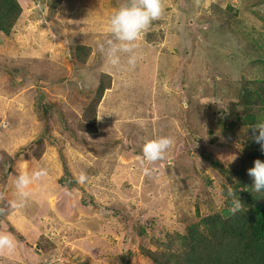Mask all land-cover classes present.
I'll return each instance as SVG.
<instances>
[{
  "label": "rangeland",
  "instance_id": "rangeland-1",
  "mask_svg": "<svg viewBox=\"0 0 264 264\" xmlns=\"http://www.w3.org/2000/svg\"><path fill=\"white\" fill-rule=\"evenodd\" d=\"M15 1L19 16L8 34L0 32V155L7 158L0 163V181H7L0 185V232L13 234L19 245L14 255L0 253V264H110L136 238L137 223L160 226L147 208L160 212L169 231L177 207L194 213L184 193L192 168L211 181L209 205L218 211L224 203L217 176L225 167H214L206 155L238 168L253 148L235 136L228 150L227 135L240 123L208 115V108L213 104L231 117L229 103L244 93V81L235 77H246L239 68L245 54L252 58L244 69L260 60L252 55H262L255 46L264 40V0H163V16L139 42L142 59L122 73L108 69L99 45L110 38L108 17L129 0ZM83 47L89 55L81 65L74 54ZM101 73L110 87L98 105L97 133L80 139L76 124ZM40 92L52 116L36 108ZM161 136L175 141L165 158L143 160L144 144ZM59 153L76 182L81 172L91 174L85 184L71 190L57 185ZM42 167L48 177L32 186L25 207L13 208L15 176ZM202 180L193 196L203 191ZM38 244L55 247L39 251Z\"/></svg>",
  "mask_w": 264,
  "mask_h": 264
},
{
  "label": "trees",
  "instance_id": "trees-1",
  "mask_svg": "<svg viewBox=\"0 0 264 264\" xmlns=\"http://www.w3.org/2000/svg\"><path fill=\"white\" fill-rule=\"evenodd\" d=\"M18 16L19 7L15 0H0V32L8 34ZM255 49L262 52V55L260 53L257 55L251 54L256 57V60L260 59L255 63L256 70H253L255 66L244 69L246 62L252 58L248 54L244 56L245 63L241 62L239 65L240 70L247 74L246 77L243 75H236L235 77V81L238 80V83L244 81L240 85L244 93L238 94L237 102L229 103V111L232 116H228L222 109L215 111L213 104H210L207 113L208 115H216L219 120L228 121L231 118L232 121L237 120L240 123L236 128V134L227 135L228 139L225 142L229 146L228 150L233 149L234 145L232 143L235 141V136L247 141L250 143V147L253 148L249 154L241 158L238 168L237 166L233 167L231 161L217 162L213 156L206 155V158L214 167L220 168L224 165L225 168L221 169L223 176L220 175L217 178L222 183V188L226 187L227 182L235 189L246 210L237 216H231L225 203H219L220 209L218 211L211 210L209 204L213 201L208 192V188L213 191L211 181L202 180L204 173H199L192 168L191 174L194 181L192 180L186 184L184 193L193 199L196 205L194 213H184L182 207H177L174 219L176 225L175 228L169 231L159 214L160 212L147 208V212L152 214L151 218L156 220L160 226L152 224L144 228L137 223L136 226H138H135L134 229L136 238L127 245L125 253L114 256L115 258L113 257V262H110V264H264V194H258L251 190L253 178L248 175V170L253 167L255 160L259 159L264 162V153L261 152L260 144L252 139L253 133L248 128L249 125L264 122V40L256 45ZM78 53V55L74 54V58L81 65H84L89 55V49L83 47L78 50ZM109 87L108 78L106 81L105 75L101 73L95 89V96L82 107L80 121L77 122L75 128L76 135L79 136L75 137L82 139L84 135L93 136L97 133L99 124L96 125L95 122L97 121L98 105L104 92ZM228 87L230 88V86ZM42 102L43 94L40 92L36 108L40 113L52 116L51 106L42 104ZM234 103L235 106L232 107ZM171 116L168 114L165 118ZM165 128L166 131H169L167 126ZM47 129V126L44 125L43 131L45 133H47ZM207 135L209 137V133ZM90 148L96 150L95 146ZM211 149L215 150L216 148ZM58 151L60 152L61 149L58 148ZM33 153L34 158L38 159L41 150L38 149ZM4 154L0 155V163L7 160ZM209 154H214V152ZM59 158L62 161V175L58 179L57 185L71 190L76 187L77 182L70 174L61 153H59ZM88 175L91 176V174H87L88 178ZM201 180L203 181L201 186H204V189L203 191L199 189V193L193 196L191 190L196 187V183L199 187ZM6 182V180L0 181V185L4 186ZM171 194L174 198V191H171ZM175 198L177 199V197ZM0 202L1 207L3 203ZM174 202L178 203L177 200L173 199V204ZM197 205H203L202 209H199ZM126 223L128 226L130 219ZM38 229L41 230L42 227ZM9 230L12 232L11 228ZM128 231L126 230V233ZM149 246H155V249L151 250ZM37 247L39 251H46L55 246L49 244L46 248L38 244ZM137 255L141 256L142 262H136ZM58 263L60 262L54 264Z\"/></svg>",
  "mask_w": 264,
  "mask_h": 264
},
{
  "label": "clouds",
  "instance_id": "clouds-1",
  "mask_svg": "<svg viewBox=\"0 0 264 264\" xmlns=\"http://www.w3.org/2000/svg\"><path fill=\"white\" fill-rule=\"evenodd\" d=\"M163 14V0H129L110 14L106 25L110 38L99 45V51L104 55L110 71L122 73L135 69L138 61L142 59V54L138 51L139 42L143 40L152 22L161 19ZM122 58L126 59L122 62ZM248 128L253 133L252 139L260 144L261 152L264 153V122L249 125ZM174 142V138L170 136L149 140L142 148V159L151 163L163 160ZM143 172L145 175L151 174L148 168H143ZM48 175V169L43 167L31 174L24 172L16 175L14 186L18 199L13 202L12 207L17 210L25 207L32 195V186L44 181ZM248 175L253 178L251 190L264 194V162L255 160L253 167L248 170ZM87 180V175L81 172L77 183L83 185ZM220 196L222 202L227 204L231 216H237L246 210L239 194L227 182L226 187L221 189ZM0 214H3V209H0ZM18 245L19 241L13 234L0 232V253L14 255Z\"/></svg>",
  "mask_w": 264,
  "mask_h": 264
}]
</instances>
